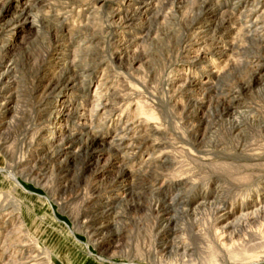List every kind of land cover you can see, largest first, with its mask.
<instances>
[{
	"label": "rangeland",
	"instance_id": "rangeland-1",
	"mask_svg": "<svg viewBox=\"0 0 264 264\" xmlns=\"http://www.w3.org/2000/svg\"><path fill=\"white\" fill-rule=\"evenodd\" d=\"M26 1L30 3L35 1L37 3L32 14L37 15L41 22H38L39 24L36 27L26 25L27 23H24L25 21L23 20L21 21L22 23H17L14 26L13 19L18 16L20 10L25 3H27ZM72 1L0 0V47H4L6 44L4 39H9L7 42H10L8 48L6 47L0 51V54L2 53L0 56V65L2 66L0 71H4L7 68L11 71L9 80L11 81L12 91L16 98H18V105H21L19 109L20 113L18 112L16 114V123H13L14 125L10 126V128L5 127L4 130L0 132V136L3 137H0L2 142L7 141L9 145L13 142L12 149L15 151L16 155V157L14 156V159H10V157H6L0 152V220L3 222L8 219L11 223L16 222L17 230L22 226L20 233L14 234L12 238L10 236V238L7 237V231L0 233V241H5L6 244H9L13 242L16 235L22 236V239L29 237V239L35 240L36 244H39L44 251H50L53 264H128V253L134 256L137 253V248L139 246H145V244H142L145 242L146 245H148L154 238V232H158L160 228L156 226L154 227L153 217H150L147 211L138 210L136 208V203L138 202L137 196L131 194L124 200L120 201L118 208V211L121 213L124 212L123 214L125 218L130 221L128 229H126L129 231H125L121 236L118 235L117 227L111 224L113 221L112 217L103 214V211L105 212L106 210L105 201H107V197L116 196V193L109 194L107 191L115 192L117 190V187L113 185L117 182L119 176V170L117 167L119 163H116L117 166L110 167V164H107L106 159L110 157L114 158V153H116L117 150L99 156V149L90 145L89 140L87 139L88 136L83 134L86 130L83 129L84 127L81 125L83 120L81 119L80 114L88 110L91 104H84V100L77 97L79 91H72L68 88L66 89L64 84L58 86L53 97H67L73 102V105L67 106V108L64 109L63 114L59 117L55 112V106L58 104L55 101V98H52L48 101V104H46L45 108H47V111H42L41 106L44 100V94L42 95L41 92H37L36 89L38 85H44L42 82L44 79H42L43 76L52 77L57 75L58 79V76L64 72L60 67L55 66L57 62V56L55 55L57 53L55 38L57 35L59 37L63 36L64 39L66 38L65 44L67 46L69 45V48L73 50L74 47L84 48L83 45L79 46V43H83L82 39L92 34L90 30L89 32L84 28L87 24L86 16H88V13H86V16L85 13L80 16V9L76 10L75 13L68 12L71 8L66 7L69 6L68 3H71ZM140 1L142 3V14L139 13L138 15H135L133 23H126V21L120 17L112 18L114 9L120 8L115 5L116 3L114 0H87V4L84 7L86 12L88 9L92 12L91 10L94 7H99L98 11L100 14L97 15L99 18L98 23L101 22V28L103 30H100L102 34L98 32V36H103L101 40L102 42H100V47L105 48L101 51L103 53L95 50L86 51L85 49L80 52V56L82 57L78 58L77 68H79V70L87 69L89 72L94 70V75L90 81L87 78L80 77L78 79L79 83H82L83 81L85 82L86 80L88 83V89L92 92L102 77L101 74L104 72L103 68L105 66L109 67L107 71L111 77V85L114 84L113 86L117 91L121 92L122 89L127 88L131 89V91L136 90L135 92L137 95L145 96L144 99L153 106L155 105L157 108L156 111H152V113H154L153 115L149 114L151 121L155 124L161 125L162 128L168 131V133H191L193 138L189 139V143L191 146L197 148H199L200 142L199 136L196 135L195 127L199 126L200 118L205 117V119H213L214 122L210 124V127L212 129L218 128L224 131L228 126V117L226 113L230 104L239 103V106H242L245 103L252 102L253 104H263L264 106V35L261 37H254L249 34L246 26L252 24V20L254 19L250 16L248 9H241V4L239 3L240 0H206L208 6L214 5V7L218 9V15L216 17L212 18L209 16L208 18L211 20L216 19L218 21L217 23H220V20L223 17L224 24L222 25V28H215V30L210 32V35L203 40H198V36L196 37L191 34L190 37L193 40L192 43L186 42V39L185 42H183L181 38L184 34L187 36V26L190 24L189 21L193 20L191 17H185L186 9L185 7H182V4L175 0H154L153 5L156 4L154 9L147 13L146 7L144 8V1ZM244 1L251 3L258 2V0ZM127 4V2L123 5L121 3V6H123L122 9L127 7ZM137 6L139 5H135V7ZM59 11H65V14L63 13L57 19L54 15ZM131 12L132 10L129 14ZM131 15H133V13H131ZM241 16H243L242 19ZM236 17L240 18L241 22L240 19ZM64 18L65 20H62ZM179 20H182V24ZM183 21H185L187 25ZM171 23L172 25H170ZM177 27L178 29H176ZM259 27H263L264 29V22H260ZM178 30L182 33L178 32ZM72 34L73 37H75V35L76 37L78 36L77 38L75 37L78 41L69 44V41H71L69 38ZM10 35V38H6V36ZM94 36H96V34H94ZM167 36H169V38ZM171 36L172 38H170ZM247 37H249V39ZM259 38L262 43L259 41ZM132 39H137L138 46L136 49H139V52L136 50L135 52L125 53V55L116 54V45L123 44L124 42L125 45L129 44L127 41ZM195 39H197L198 42ZM179 40L181 46H179ZM195 41L198 43V47H195L193 44ZM109 42L111 44H109ZM139 45L141 47H139ZM182 47H186V49L190 51L185 53L182 51ZM201 47L206 48L205 52L208 54L203 55L200 51ZM44 48H47L48 50L56 49L54 55L46 57L45 54L48 50ZM211 51L214 57L210 54ZM210 58L211 60L215 59L214 64H211ZM99 59L100 61L103 60V64H105L103 67L99 66ZM70 60L71 58L67 61ZM260 61H262L261 66L258 65ZM36 63L37 66L35 65ZM214 66L218 67L216 68ZM220 67L222 69H219ZM210 69L224 70V72L222 71L219 78L216 77L210 79L208 83L198 84V82L208 80L207 71ZM189 80H193L197 83V86L191 90L192 92H186L185 89V84H187V81ZM70 96H72V98ZM134 108V104L129 106V104L125 103L122 106V118H119L118 115H113V117L112 115H109L110 117H99V121L96 120L95 123H99L100 126L98 128L101 130L97 128L96 131H100L101 134L107 136V140H110L112 136L117 134V126L124 127L129 121H136L137 119H140L139 117L146 116L134 115ZM44 113L46 117L43 116V118H41ZM52 116L55 117V119ZM11 117L12 115L9 114L2 117L0 116V121L9 122L12 120ZM51 117L53 119L52 123H50L51 119H49ZM130 117L132 119H130ZM133 117H137V119H134ZM46 119H49V121L47 120L46 122ZM48 122L50 123L48 131L44 132L40 139L48 138L47 135L50 134L52 127L57 123L58 127L62 126L63 129L60 134L62 136V138L60 137L61 140L52 143L37 140L36 143L30 145L29 143L31 142L33 132L38 130L41 126H46ZM74 126L75 128H73ZM179 129L181 131H179ZM68 136H71L69 140L66 138ZM65 138L67 140H65ZM71 139L75 140V142H71ZM126 160L125 167L129 170L134 169L135 162L130 163L128 159ZM131 164H133V166ZM106 165L108 169L100 177L96 178L95 171L102 169ZM129 165H131V167ZM13 170L18 171L19 174L23 171V176L20 177V182L15 181L11 177V172ZM92 186L97 188L98 192L93 194ZM169 193L166 195L167 198L173 194V192ZM147 196V193L142 196L141 200L144 201V204L148 198ZM85 204L93 205L96 212L87 222L85 218H81L76 226L72 215L82 209ZM181 219V222L188 224L191 223L190 216L181 215ZM121 220L119 218L118 221L121 223ZM11 226L12 225H10V228ZM73 227L79 229V233L74 234L71 229ZM89 231L91 233L94 232V240L100 242H97L98 249L96 246H92L91 248H94V251L97 253L96 255H93L84 243L89 241V235L87 233ZM165 232H163V234H168ZM138 241L140 243H137ZM25 243L35 244L32 240ZM27 248V251H29L30 248ZM100 253L107 260L112 259L115 263L102 260L100 258ZM28 255L29 254H26V256ZM40 256H45V253H41ZM41 257L40 259H42ZM44 260L46 259L44 258Z\"/></svg>",
	"mask_w": 264,
	"mask_h": 264
},
{
	"label": "bare ground",
	"instance_id": "bare-ground-1",
	"mask_svg": "<svg viewBox=\"0 0 264 264\" xmlns=\"http://www.w3.org/2000/svg\"><path fill=\"white\" fill-rule=\"evenodd\" d=\"M114 1L116 3L115 5L120 8L114 9L112 13V18L120 17L121 19L125 20L126 23H133V21L135 20V15H138L139 13L142 14V10H141L142 3L140 0H114ZM143 1H144L143 4L145 5L144 8L146 7L147 13L148 11L154 9L156 5V4L153 5L154 0H143ZM175 1L182 4V7H185L186 9L185 17H191V19H193L189 21L190 24H188L187 26L188 27L187 36L186 34L184 35L181 34L182 35L181 38L183 42H185L186 39V42L192 43L193 40L190 37L191 34L195 35L196 37L198 36L199 37L198 40L200 39L203 40L206 37H208L210 35V32L214 31L215 28L216 29L222 28V25L224 24L223 17L220 20L221 21L220 23H217L218 21L216 19L211 20L208 18L209 16L212 18L216 17L218 15V9H216L214 5L208 6L206 0H175ZM86 2L87 0H73L71 3H68L69 6H67L66 8L68 7L71 8L68 11L69 13L70 12L75 13L76 10L80 9L79 10L80 16L83 13H85L86 16L87 15L86 13H88V16H86L87 24L85 25L84 28L87 29V31L90 30L92 34L94 32L96 36H94V34L93 35L91 34L90 36L88 35L84 39L81 38L83 40V43L82 42L81 44L79 43V46L83 45L84 48L74 47L72 50L71 48H69V45L67 46L65 44L66 38L64 39L63 36L59 37L57 35L55 38V44L57 45V50L56 49L48 50L47 48H44L48 50L46 51L45 56L46 57L53 56L54 51L56 50L57 53L55 55L57 56L56 58L57 62L55 61L56 62L55 66L60 67V69L63 70L64 72L60 76H58V79H57V75L52 77L43 76L42 79L43 78L44 79L42 82L44 83V85L42 86L38 85L36 89L37 92H41L42 95L44 94V100L41 106L42 111L44 112L47 111V108L45 107L46 104H48V101L51 100L52 98H55L53 97V94L57 91L58 86L60 84H64L66 86V89L68 88L69 90L72 91H79L77 97L83 99L84 104H91L90 108L89 109L87 108L88 110L85 109L86 111L80 114V117L83 120L81 125L84 127L83 129L86 130V132L83 134L88 136L87 139L89 140L90 145L95 146L97 149H99V152L101 153V154L99 153V156L117 150V152L114 153V158L110 157L106 159L107 164H110V167L117 166L116 163H119V165L117 166L119 170V176L117 182L113 185L117 187V190L116 191L114 190L115 192L113 191L110 192L109 190L107 191V193L109 194L116 193L115 194L116 196L107 197V201H105L106 210L105 212L103 211V214L107 215L108 217H112L113 221L111 222V224L117 227L118 235L121 236L125 231L126 232L129 231L126 229H128L130 221L129 219L125 218L123 214L124 212L121 213L120 211H118V208L120 201L124 200L127 196L131 194L137 196L138 202L136 203V208L138 210L147 211L149 216L153 217L154 227L156 226L160 228L158 232L156 233L154 232V238L152 237L153 240L148 245H146L145 242L142 243L145 244V246L143 245L142 247L139 246L137 248V253L134 256L128 253V258H127L128 262L131 264H264V106L263 104L261 105L253 104L252 102L245 103L242 106H239V103L230 104V107H228V111L226 113L228 117L227 119L228 126L224 131L218 128L212 129L210 127V124L214 122L213 119L210 118L205 119V117L200 118L199 126L195 127L196 135L199 136V142H200L199 148H197L191 146V144L189 143V139L193 138L191 133L189 132H188L189 134H183L180 132L168 133V131L162 128L161 125L153 123L151 121L150 115L151 114L153 115L154 113H152V111H156L157 108L155 107V105L153 106L147 100H145L144 99L145 96L143 97L142 95H137V93L135 92L136 90L131 91V89H127V88L122 89L121 92L117 91L116 88L113 86L114 84L111 85L112 82L111 77L107 71L109 67L105 66L103 68L104 72L101 74L102 75L101 79L96 84L95 89L92 92H90L86 80L84 79L85 82L82 80L83 82L80 81L82 83H79L78 79L80 77L81 78L83 77V78H87L90 81V79H92V76L94 75L93 73L94 70H92V72L87 71V69L79 70V68H77L78 58L82 57L80 56L81 54L80 52L83 51V49H85L86 51L95 50L97 52H101L105 47L103 48L100 47V42H102L101 40L103 36L102 37L98 36L99 35L98 32L101 33L100 30L102 29L101 22L99 21L100 23H98L99 18L97 17V15L100 14V12L98 11L99 7L98 8L94 7L91 10L92 12H90L89 9L86 12L84 8L85 5L87 4ZM125 2L128 3L126 5L127 7L122 9L123 6H121V3L123 5L125 4ZM239 3L241 4V9L242 10L248 9L250 16H252L254 19L252 20L253 23L251 22L252 24L250 25L246 24L247 25L246 28L247 31H249V34H251L254 37L263 36L264 29L263 27H259V25L260 22H264L263 21L264 0H258L257 3L256 2L251 3L244 0H240ZM239 3L238 5L240 6ZM36 4L37 3L35 1L33 3L30 2L25 3L23 8L20 10L18 16L13 19L14 26L17 23H20L22 20L25 21L24 23H27L26 25L35 26V27L38 26L39 24L38 22L41 21H39L37 15L32 14L33 9H35V7L37 6ZM135 5H139V6L135 7ZM131 10H132L131 13H133V15H131V13L129 14ZM63 13L65 14V11L64 12L59 11L55 13L54 16L57 17L58 19V17H60ZM242 17L243 16H241V19ZM65 18L62 20H65ZM170 25H172V23ZM176 29H178V27ZM178 32L180 31L178 30ZM73 34L69 38L72 41V42L69 41V44H73L74 42L76 43L78 41L76 40L78 36L76 37L75 35L76 37L75 38L73 37ZM7 37L10 38L11 35L6 36V38ZM167 37L169 38V36ZM170 38H172V36ZM247 38L249 39V37ZM8 40L4 39L6 44L4 45V47H0V51L5 49L6 47L8 48V46L10 45V42H7ZM195 40L197 41V39ZM196 41L193 44L195 45V47H198L197 45L198 41L197 42ZM259 41L261 42L260 38ZM127 42L129 44L125 45L124 42L123 44L116 45V49H117L116 54L125 55V53L135 52L136 50H138L139 52V49H136L138 46L137 39L136 40L132 39ZM178 42H179V46H181L180 40ZM109 44L111 43L109 42ZM139 47L141 46L139 45ZM181 49L185 53H188L190 51L186 49V47H182ZM205 50L206 48H202V47L200 49L203 55L208 54L205 52ZM210 54H212V51ZM1 55L2 53L0 54V56ZM212 57H214L213 54ZM69 58H71V60L67 61ZM211 58H210V62L211 64H214L215 59L211 60ZM103 63H104L103 60H101L100 63L98 64L100 67H103V65H105ZM261 64L262 61H260L258 65L261 66ZM35 65L37 66V63ZM1 67L2 66L0 65V69ZM214 67L217 68L218 66H214ZM219 69L222 68L220 67ZM224 70L222 71L224 72ZM222 71L212 70V69L208 70L207 71L208 80L204 82H198V84L208 83L210 79L216 77L219 78ZM10 73L11 71L8 70V68L5 69L4 71H0V116L2 117L5 116L6 114L12 115L11 117L12 122L0 121V132H2L5 127L10 128V126L14 125L13 123H16L15 122V120L17 119L16 114L20 111L19 109L21 106L18 105L19 102L17 100L18 98H16L14 92L12 91L11 81L9 80ZM185 86L187 92L195 88L197 86V83L193 80H189L187 81V84H185ZM70 97L72 98V96ZM57 98L58 96L55 98V101L58 103L55 106V112L60 117V115L63 114L64 109L67 108V106L69 105H73L72 104L73 102H71L72 100L67 97L66 98L59 97L58 99ZM125 103L129 104V106H131V104L135 105L134 115L137 114L138 116L139 115H146V116L139 117L140 119H137V117L135 118L133 117L134 119L137 120L136 121L133 120L132 122L129 121L128 123L125 121L127 124L124 127L117 126L118 128L117 134L112 136L110 140H107V136L101 134L100 131L98 130L96 131V129L100 125L97 122L96 124L95 121L98 120L99 117L101 118V116H109V115H112V117L113 115L114 116L118 115L119 118H122L123 115L122 106ZM43 116L46 117L45 113L42 114L41 118H43ZM52 117L49 118L51 119L50 123H52L53 121ZM53 118L55 119V117ZM49 119H46V122L47 120L49 121ZM130 119L132 118L130 117ZM50 123L48 122L46 126H41L38 130L33 132L31 142L29 143L30 145L36 143L37 140L48 141V143L61 140L62 136L60 134L63 129L62 126L58 127L57 123L56 125H54V127H52V131H50V134L47 135L48 138L40 139V137L44 134V132L48 131V126ZM73 128H75V126ZM179 131L181 130L179 129ZM66 138L69 140L71 136H68ZM66 138L65 140H67ZM73 141L75 142V140L71 139V142ZM12 144L13 142L11 143V145H9L7 141L2 142L0 140V152H2L3 155L6 157H10V159H14L16 157L15 151L12 149L13 148ZM126 159H128L130 163L135 162L134 169L129 170L128 168L125 167ZM131 165L133 166V164ZM131 165L129 166L131 167ZM107 169L108 167L106 165L102 169L96 170L95 177L96 178L100 177L102 174H104V172ZM53 173H57V172H53ZM21 176H23V171H21L20 174L18 171H14V170L11 172V177L15 181L20 182ZM91 188L93 194L98 192L97 188L93 186ZM169 192H173V194L171 193L172 195L169 198H167L166 195ZM146 193L148 194L147 196L148 198L146 200V203L144 204V201H142L141 199L142 196H144ZM94 208L95 207L93 205L85 204L82 209H80L77 213L72 215L74 218V224L77 226L81 218H85L87 222L89 218H92L93 215L95 214L96 211ZM181 215L190 216L191 223L188 224L185 222H181L182 220ZM119 218L120 220L123 219L121 220V223L118 221ZM10 225H12L11 228ZM21 228L19 227V230H17L16 222L11 223L8 221V219L4 220L3 222H1L0 220V233L2 232L4 233V231H7L8 234L7 237L10 236L12 238L14 234H19ZM71 229L72 232H74V234L79 233L78 231L79 229H76V227H73ZM163 232L168 233L169 236L168 234L166 235L163 234ZM87 233L89 235V241L84 243L86 247L89 248L90 252L93 255H96L97 253L94 251V248L93 249L91 248L92 246L94 247L96 246L97 248V242L99 241L94 240V235H95L94 232L91 233L89 231ZM31 240L34 241L35 244L25 243ZM137 243L140 242L138 241ZM27 247L30 248L29 251H27L28 250ZM41 253H45V256L41 257L40 256ZM26 254L29 255L26 256ZM40 257L42 259H40ZM44 258L46 260H44ZM100 258L104 261L115 263L112 259L107 260L102 254L100 255ZM45 263L53 264L50 251L49 250L44 251V249H42L39 244H36L35 240L29 239V237L27 238L25 237L24 239H22V236L16 235L13 242L9 244H6L5 241H0V264H45Z\"/></svg>",
	"mask_w": 264,
	"mask_h": 264
}]
</instances>
